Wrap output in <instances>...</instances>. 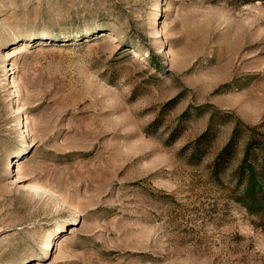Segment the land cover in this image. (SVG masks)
Instances as JSON below:
<instances>
[{"label":"rangeland","instance_id":"obj_1","mask_svg":"<svg viewBox=\"0 0 264 264\" xmlns=\"http://www.w3.org/2000/svg\"><path fill=\"white\" fill-rule=\"evenodd\" d=\"M250 127L264 0H0V264H264Z\"/></svg>","mask_w":264,"mask_h":264},{"label":"trees","instance_id":"obj_2","mask_svg":"<svg viewBox=\"0 0 264 264\" xmlns=\"http://www.w3.org/2000/svg\"><path fill=\"white\" fill-rule=\"evenodd\" d=\"M255 0H240L241 4ZM248 138L242 149V156L232 171L231 195L241 202L249 212L264 214V131L248 128ZM238 124L234 126L232 135L219 149L211 162L209 177L218 181L224 175V165L232 157L237 137ZM205 135L199 137L202 138ZM198 139V140H199Z\"/></svg>","mask_w":264,"mask_h":264}]
</instances>
